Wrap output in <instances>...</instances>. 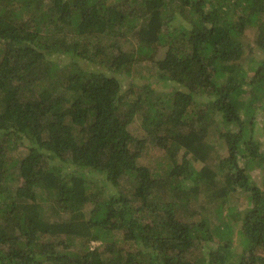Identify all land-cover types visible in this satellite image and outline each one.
<instances>
[{
	"label": "trees",
	"instance_id": "1",
	"mask_svg": "<svg viewBox=\"0 0 264 264\" xmlns=\"http://www.w3.org/2000/svg\"><path fill=\"white\" fill-rule=\"evenodd\" d=\"M263 102L264 0H0V264H264Z\"/></svg>",
	"mask_w": 264,
	"mask_h": 264
},
{
	"label": "rangeland",
	"instance_id": "2",
	"mask_svg": "<svg viewBox=\"0 0 264 264\" xmlns=\"http://www.w3.org/2000/svg\"><path fill=\"white\" fill-rule=\"evenodd\" d=\"M159 55L162 56L163 51H158ZM70 60L76 61L77 63H81V59L77 56H73L70 54H66L62 57L60 61V65H66L65 63H68ZM154 69V66L149 63H137L136 67L133 70V76L136 78V81L141 85H146L147 87H151L154 90V93L159 96H164L167 91H170L172 89L173 83L170 81H157L155 84L149 85L148 82L152 81L153 78L150 76L152 70ZM133 91L140 92L141 88H135ZM135 95V94H134ZM264 114V102L260 105L259 109L256 112L257 121H261L262 115ZM260 126L261 124H257V131L260 132ZM129 130L131 133L137 138L143 140V152L142 156L140 157L139 162H141L143 165L147 164H155V163H162L166 161L168 158V155L165 153V151L159 147H157L153 142L152 138L147 135V133L144 131L143 126L141 124V120L138 116H135L133 121L129 125ZM258 132V134H259ZM257 134V135H258ZM207 139H212L220 152H225L224 146H223V140H220L217 136V133L213 129H208ZM259 140L262 141L263 146L262 149H264V139L262 138L261 134L258 135ZM28 150L23 145H18L17 148L9 153V157L13 158H21L27 154ZM172 152L175 156L180 157V152L176 154L175 148L172 147ZM194 165L196 168H199L201 166L200 162L194 161ZM248 173L252 179V182L262 187V178H263V171L260 166L258 165H252L250 169H248ZM248 205V200L246 197L245 192L243 191H237L230 193L227 197V204L226 207L223 208V211L220 215H214V212H211L208 215V218L212 221V224L218 223L219 221H225L227 218L225 217L227 215V207H232L233 210H240ZM184 210H187L188 212L191 211H199V208L195 201L189 202ZM234 225L233 228L235 230V233L233 234V251L236 254H240L241 252V246H240V238L237 234L238 228L241 226V222L238 221L234 223L231 221ZM120 235V233H119ZM93 246V243L90 244ZM261 253L264 254V250H261Z\"/></svg>",
	"mask_w": 264,
	"mask_h": 264
}]
</instances>
